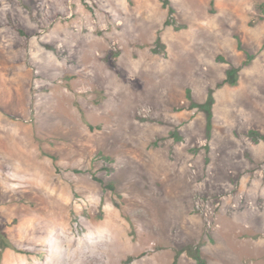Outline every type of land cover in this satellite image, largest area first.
<instances>
[{
  "label": "rangeland",
  "instance_id": "rangeland-1",
  "mask_svg": "<svg viewBox=\"0 0 264 264\" xmlns=\"http://www.w3.org/2000/svg\"><path fill=\"white\" fill-rule=\"evenodd\" d=\"M0 264H264V0H0Z\"/></svg>",
  "mask_w": 264,
  "mask_h": 264
},
{
  "label": "trees",
  "instance_id": "trees-1",
  "mask_svg": "<svg viewBox=\"0 0 264 264\" xmlns=\"http://www.w3.org/2000/svg\"><path fill=\"white\" fill-rule=\"evenodd\" d=\"M164 5L168 6L169 0H164ZM6 247H7V245L5 244V234L0 229V248H1V251H3Z\"/></svg>",
  "mask_w": 264,
  "mask_h": 264
}]
</instances>
